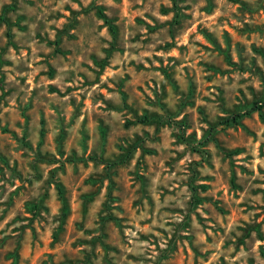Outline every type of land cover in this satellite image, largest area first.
I'll list each match as a JSON object with an SVG mask.
<instances>
[{"label":"rangeland","instance_id":"1","mask_svg":"<svg viewBox=\"0 0 264 264\" xmlns=\"http://www.w3.org/2000/svg\"><path fill=\"white\" fill-rule=\"evenodd\" d=\"M257 102L264 0H0V264H264Z\"/></svg>","mask_w":264,"mask_h":264},{"label":"trees","instance_id":"2","mask_svg":"<svg viewBox=\"0 0 264 264\" xmlns=\"http://www.w3.org/2000/svg\"><path fill=\"white\" fill-rule=\"evenodd\" d=\"M174 2L176 3L177 0H174ZM263 107H264V104L263 103H255L250 109H248L245 113H236L234 114L233 116L227 118V119H224L223 120V123L225 124H229V123H239L241 118L245 115H249L250 113L254 112V111H259L260 115H263ZM59 189L61 190V187L59 186ZM60 193H62V191H60ZM67 204L64 203L63 207H62V210H63V216L66 215V211H67Z\"/></svg>","mask_w":264,"mask_h":264}]
</instances>
